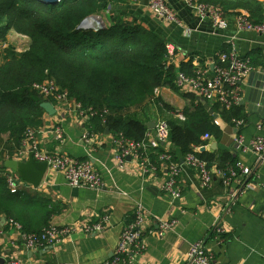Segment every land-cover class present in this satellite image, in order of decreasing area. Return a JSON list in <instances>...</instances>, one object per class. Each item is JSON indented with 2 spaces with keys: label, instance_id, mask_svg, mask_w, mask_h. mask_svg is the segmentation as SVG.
<instances>
[{
  "label": "crops",
  "instance_id": "crops-1",
  "mask_svg": "<svg viewBox=\"0 0 264 264\" xmlns=\"http://www.w3.org/2000/svg\"><path fill=\"white\" fill-rule=\"evenodd\" d=\"M165 1L177 14L179 23L159 20L147 6L132 0H126L113 8L117 13L136 19L145 28L161 36L166 43L173 44L176 48L175 69L187 63L193 66L191 59L197 56L202 69L209 65L207 76L210 77L213 74L210 65L216 56L234 47L240 57L247 59L250 65L254 64L251 65L252 72L264 70V35L239 32L235 27V15L246 11L237 9L230 15L224 14L228 27L218 30L209 21L195 17L182 0ZM255 1L260 4L262 12L251 19L262 22L264 3ZM249 77L250 74L245 77L243 84L249 81ZM240 97L241 100L244 97L242 89ZM157 98L175 111L174 117L185 110L190 100L200 102V98L189 88L175 92L162 87L158 89ZM49 103L55 109V114L50 116L44 112L42 126L36 130L39 147L48 154L64 153L77 160H89L100 174L102 186L96 190L71 187L61 174L47 171L37 189L24 183L19 191L38 195L63 207L60 214L51 218L50 225L64 227L96 222L104 214L108 215V222L102 233L87 235L78 230L60 244L31 251L22 244L20 232L15 226L7 220L1 225L0 221V257L18 259L25 264H104L111 260L123 226L132 221L134 211L139 207L145 213L147 228L151 232L147 229L143 231L146 248L135 264H185L190 246L200 240L204 241L211 253L213 264H264V164L258 162L250 149L251 142L262 134L259 126H264V116L256 112L249 113L247 104L242 106L239 103L246 114L242 126L236 125L235 121L233 126H229L217 114L222 130L221 139L215 141L211 137L206 141L208 145L196 148L197 153L201 152V148L205 149L204 152L231 151L239 166L251 171L249 176L239 177L225 185L221 175L215 173L224 171L211 169L212 183L203 188L197 173L183 167L178 181L182 197L170 203L160 190L163 171H157L155 176L143 180L139 169L128 159L125 169H119L114 160L109 131L107 134L105 131L97 133L93 145L89 147L81 140L84 126L72 106L61 109L54 101ZM149 108L151 116L157 117V121L168 115L167 111L159 114L155 106ZM55 126H60L64 131L62 144L54 139ZM238 136L242 139L241 147L234 143ZM213 143H216L215 150L211 149ZM168 147L172 153L171 143ZM16 155L17 152L13 154V160ZM6 171V174L12 173ZM247 184L248 187H245ZM235 192L236 199L227 204ZM156 219L173 220L175 226L160 238L155 233ZM215 225L224 229L221 236L215 234Z\"/></svg>",
  "mask_w": 264,
  "mask_h": 264
},
{
  "label": "trees",
  "instance_id": "trees-1",
  "mask_svg": "<svg viewBox=\"0 0 264 264\" xmlns=\"http://www.w3.org/2000/svg\"><path fill=\"white\" fill-rule=\"evenodd\" d=\"M197 1L218 7L225 15L241 9L251 19L262 12L255 0ZM125 2L60 0L47 5L37 0H0V42L11 31L29 39L24 52L8 50L0 64V143L5 137L0 147V217L19 224L23 233H39L63 210L38 195L24 191L12 194L7 186L4 161L13 158L28 129L36 131L42 126L44 111L40 106L51 102L32 89L35 83L52 79L83 109L97 112L90 130L104 133L108 129L111 135L121 134L136 142L149 132L147 123L157 121L149 107L155 106L159 114L167 111L160 120L169 128L171 154L178 163L195 148L208 145L202 140L204 135L221 139L220 126L199 101L190 100L182 112L184 121H179L175 111L154 97V91L162 87L179 92L177 73L193 77L196 69L190 63L178 69L166 66V41L136 19L112 10ZM95 16L103 19L105 28L97 29L94 24L93 29H78L83 20ZM211 109L229 126L246 120L240 105L222 110L215 104ZM196 156L209 169L238 172L237 158L231 151ZM157 157H151L156 165Z\"/></svg>",
  "mask_w": 264,
  "mask_h": 264
},
{
  "label": "built area",
  "instance_id": "built-area-1",
  "mask_svg": "<svg viewBox=\"0 0 264 264\" xmlns=\"http://www.w3.org/2000/svg\"><path fill=\"white\" fill-rule=\"evenodd\" d=\"M185 7L197 18L207 20L211 25L218 29L224 30L228 27V21L220 8L210 4L201 3L197 0H182ZM264 3V0H260ZM132 2L139 4L140 0H132ZM147 8L153 16L157 19L167 23H179V18L174 10L169 7L165 0H148ZM235 27L239 32H252L258 35H264V21L253 22L247 13H239L234 17ZM176 57V48L171 43L165 45V65H172ZM194 68L196 69L193 77L185 75L183 72H178L175 79V86L179 90L189 88L196 93V95L208 103H215L220 105L224 110H229L234 106L239 105L241 101V84L247 75H249L253 68L247 59L240 57L234 47L227 52H220L216 59L211 63L210 67L213 74L207 76L209 72V65L204 69L200 67V60L197 56L191 59ZM32 89L44 98H49L55 104L64 109L72 106L80 117V121L84 126L81 140L87 145L92 146L97 137V133L90 130V121L95 117L97 112L92 109H83L80 104L72 100L68 93L60 90L55 84L54 80L46 79L41 83L32 85ZM158 89L154 91L156 97ZM176 119L184 121L182 113L175 114ZM214 124L218 125L220 122L214 120ZM235 124L242 126L243 121L237 120ZM261 135L257 136L252 142L250 149L256 156L259 163L264 164V126H259ZM54 139L58 144L64 141V131L60 126H55L53 130ZM211 139L210 135H204L202 140L208 141ZM236 146H242V139L240 136L234 140ZM111 145L114 154V160L119 169H125L127 159L135 164L139 169V175L143 180L153 177L157 171H163V179L160 184V190L163 196L173 203L175 200L181 199V191L178 186V181L181 169L186 167L194 170L200 180L203 188L209 187L212 183L213 172L207 167L206 162L200 160L197 156V150L193 153L187 154L181 162L173 160V156L169 150V128L167 124L158 120L155 122V128L145 134L142 141L136 142L124 138L121 134L111 135ZM205 147V146H204ZM32 153L33 158L37 162H45L47 164V171L56 174H61L67 184L76 188L99 189L102 186V179L100 174L94 169L89 160H77L64 153L48 154L44 152L37 142L36 131L28 129L24 133V138L19 150L17 151L16 159L18 161H25L28 154ZM153 155H157L158 165L151 160ZM238 167V172L229 169L218 173L222 177L225 185H229L232 181L238 180L239 177L246 178L250 175L248 168ZM6 181L10 193L16 194L24 183L14 173L6 175ZM248 187V184L245 185ZM237 197V192L230 196L227 204L233 203ZM228 209H226V212ZM108 215L104 214L96 222H86L78 225L56 227L48 225L39 233H23L20 225L9 221V224L15 226L20 234L22 244L29 250L35 251L43 249L45 246H54L60 244L65 238L69 237L73 232L80 230L87 235H94L102 233L107 225ZM147 218L141 208L134 211L132 221L125 224L122 228L117 247L111 260L104 264H135L137 258L145 251V243L143 242V231L147 228ZM157 229L156 235L162 238L165 233L175 226L173 220L156 219ZM214 232L221 236L224 233L222 227L215 225ZM3 259V264H25L18 259L0 257ZM185 264H213V257L206 249L203 240L197 241L190 246Z\"/></svg>",
  "mask_w": 264,
  "mask_h": 264
},
{
  "label": "water",
  "instance_id": "water-1",
  "mask_svg": "<svg viewBox=\"0 0 264 264\" xmlns=\"http://www.w3.org/2000/svg\"><path fill=\"white\" fill-rule=\"evenodd\" d=\"M41 3L47 5H54L60 2V0H37ZM140 5L146 7L148 5V0H140ZM95 17H89L81 22L78 26L80 30L93 29L96 24L97 29H102L99 24L96 23ZM241 89L244 91V97L240 101V105L247 104L248 112H256L261 116H264V70L260 72H251L249 81L245 84H241ZM203 104L208 113L213 117V119L217 120L218 115L213 113L211 105H207V103L203 99H199ZM41 109L52 116L55 114V109L49 102H44L41 104ZM261 108V110L259 109ZM148 130L152 131L155 128V123L151 122L147 124ZM108 129H105V133H108ZM226 136H224L225 139ZM229 144H227L228 146ZM211 149H216V143L211 145ZM204 148H201V152H204ZM129 160V159H128ZM3 166L6 170L11 171L16 174L18 178L25 184L31 186L34 189H37L43 178L46 174L47 164L45 162H37L33 158L32 153L28 154V157L25 161L18 160H5ZM1 225H3L6 221L5 218H2ZM0 264H3V260L0 258Z\"/></svg>",
  "mask_w": 264,
  "mask_h": 264
},
{
  "label": "rangeland",
  "instance_id": "rangeland-1",
  "mask_svg": "<svg viewBox=\"0 0 264 264\" xmlns=\"http://www.w3.org/2000/svg\"><path fill=\"white\" fill-rule=\"evenodd\" d=\"M114 10V8L112 9ZM95 21L99 26L105 28L104 21L101 17L95 16ZM29 46V39L25 36L14 33L13 31L9 32L5 41L0 42V64L4 60L5 54L8 50H12L15 53L19 54L24 52ZM5 137H2L0 147L4 142Z\"/></svg>",
  "mask_w": 264,
  "mask_h": 264
}]
</instances>
